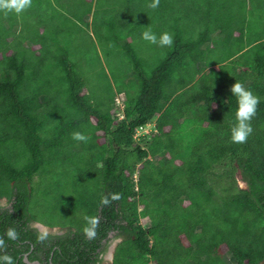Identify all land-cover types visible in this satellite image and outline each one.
I'll use <instances>...</instances> for the list:
<instances>
[{
  "label": "trees",
  "instance_id": "obj_1",
  "mask_svg": "<svg viewBox=\"0 0 264 264\" xmlns=\"http://www.w3.org/2000/svg\"><path fill=\"white\" fill-rule=\"evenodd\" d=\"M150 3L32 0L19 24L0 11V255L15 264H264V0ZM137 17L172 34V46L149 43L144 54L137 36L150 26ZM79 23L106 30L95 34L115 92L103 67L100 95L67 56L60 34ZM35 44L39 54L23 50ZM234 82L259 98L242 144L229 139ZM77 131L86 142L72 139ZM85 216L98 220L94 238Z\"/></svg>",
  "mask_w": 264,
  "mask_h": 264
},
{
  "label": "rangeland",
  "instance_id": "obj_2",
  "mask_svg": "<svg viewBox=\"0 0 264 264\" xmlns=\"http://www.w3.org/2000/svg\"><path fill=\"white\" fill-rule=\"evenodd\" d=\"M62 11H64V10H62ZM116 12H117V10H115V13ZM61 14L62 15L60 16V18H61V20L63 22V21H65L67 19V16H65L66 15L65 13H61ZM6 15L7 14L0 13V20H2V22H7V18H5ZM16 17L19 19L17 21V23L18 24L21 23L22 20H21L20 17H23V15L19 14V15H16ZM115 17H116L115 14L109 15V20H112ZM105 18L106 17L103 16L102 13H98V18L95 21V24L99 25L101 23V21L103 19H105ZM144 19H145L144 17H137L138 28H141V25H142V28H145V29H147L149 26H150L149 29H153V28L156 27V26H154V22L153 23H151V22L147 23L146 21H143ZM112 22H113V20H112ZM79 24L83 28L81 30H79V31H75L72 36L71 35H67V32L60 34V37H59L60 42L62 44H64L67 47L68 50H70V52H68L69 54L67 53V56L70 55V59H72L76 63V65L78 67V70L81 73V75L84 78H87L89 80V86H91V88L93 87V89L95 91H97V93H99L100 95H103V94L107 93L104 90V88L106 87V83L107 82H103V80H104L102 78L103 72L100 71L102 69V67H103L104 70L106 71L107 75H108V81H109L110 85L112 86V88H113V90L115 92L116 88H115V84H114L113 74L109 75V73H108V70L111 69V67H114V64H110L108 62V65H107V62H106L107 59L105 58V56H104L105 53H104V51L102 50V47H101V46H103V43L102 42L100 43V41L97 38V35L95 34V29H97V27L99 28V30H101L104 33H106V30H104V28L102 26H97V27H94V29H93L91 24L88 25V26L84 25V24H81V23H79ZM131 27L132 26H128L127 29H130ZM114 29L116 30V25H114ZM100 34L101 33H99V35ZM137 43H142L143 44L144 48L142 50H144V54H148V53H153L154 52L151 48H149V46H148L149 43L147 41L140 40V42H138V36H137ZM39 46L40 45H34V46H32V48H28L27 46H24L23 50L26 51V52L32 53V50H37L39 48ZM55 47H56L55 44H51L50 51L52 53H55ZM59 50L61 52H63L62 51L63 49L61 47L59 48ZM39 53H40L39 50H37L35 52V54H39ZM108 60L109 61H113L111 57L108 58ZM112 70L113 69H111V71ZM117 70H118V68L116 69L115 74H117L119 72V70H118V72H117ZM127 77H129L128 74L125 76V78H127ZM125 78H123V81H121V84H123ZM122 98H123L122 94H120V93H116L115 94L116 101L118 103H120L119 105L117 104V106L119 108L122 107V105H121ZM116 109L117 108H115V110ZM118 115H120V111L118 112ZM137 131H138L137 132V135H138V134L146 133L147 131L149 132L150 130H149V127H147V128L142 127V128H139ZM134 177H135L134 179H137V175L136 174H134ZM237 179H238V184L240 186H244V183L239 179L238 176H237ZM40 180H42V182H44L43 177H39L38 176L37 179L33 180V184H35L36 186H40L39 185ZM41 185H43V184H41ZM35 200L43 202V196L41 195L40 192H36L35 193ZM43 215H46V214H43ZM43 215H41V214L38 215L39 219L40 218L41 219H45L46 217L43 216ZM76 215L73 217L74 222L78 221V219H79V218H77L75 220ZM57 217H58L57 219H59L60 215L59 216L57 215ZM62 220H63V217H62ZM139 221H140V223L144 224L146 219L143 218V217H140ZM64 222L67 223V219L66 218H64ZM113 246H114V244L112 243L110 245L109 250L106 253V257H105L106 261H109V259H107V257L111 253V247H113Z\"/></svg>",
  "mask_w": 264,
  "mask_h": 264
},
{
  "label": "clouds",
  "instance_id": "obj_3",
  "mask_svg": "<svg viewBox=\"0 0 264 264\" xmlns=\"http://www.w3.org/2000/svg\"><path fill=\"white\" fill-rule=\"evenodd\" d=\"M160 0H151L149 7L152 9L158 8ZM32 0H0V11L21 14L26 9L31 7ZM141 39L147 41L150 44L158 47H171L173 44V36L168 32H162L159 36L151 31V29L145 30L141 34ZM231 96L235 98L236 107L234 112L235 123L229 130V139L232 143L242 144L249 135H251L253 129L251 126V120L256 114L257 105L259 104V98L246 89L240 82H234L230 87ZM148 132V131H147ZM137 135V134H136ZM72 139L75 141L86 142L88 137L81 132H73ZM111 199H119L118 193H113ZM102 204L110 203L109 198L105 197L101 199ZM85 226L83 233L88 238H94L96 235V227L98 220L95 217L85 216ZM36 225V224H35ZM57 229V227H55ZM7 240H15L18 237V233L15 228H8L4 234ZM42 235L40 239H43ZM6 247L4 237H0V250ZM110 259V258H109ZM0 264H15L14 257L3 254L0 255Z\"/></svg>",
  "mask_w": 264,
  "mask_h": 264
},
{
  "label": "water",
  "instance_id": "obj_4",
  "mask_svg": "<svg viewBox=\"0 0 264 264\" xmlns=\"http://www.w3.org/2000/svg\"><path fill=\"white\" fill-rule=\"evenodd\" d=\"M36 226L40 229V230H43V231H47V230H56V228L55 227H53V228H48V227H46L45 225H43V224H41V223H36ZM109 256H111V253L109 254ZM24 261L26 262V263H29V264H40V262L39 261H28V259H27V256H25L24 257Z\"/></svg>",
  "mask_w": 264,
  "mask_h": 264
},
{
  "label": "crops",
  "instance_id": "obj_5",
  "mask_svg": "<svg viewBox=\"0 0 264 264\" xmlns=\"http://www.w3.org/2000/svg\"><path fill=\"white\" fill-rule=\"evenodd\" d=\"M262 37H264V35H262V36H258L257 38V40H256V42H258V41H262ZM36 45V44H35ZM34 46V45H33ZM120 94H122L121 92H120ZM122 96H123V94H122ZM147 127H149V129L152 127V125L151 124H147L146 126H145V128H147ZM138 132V131H137ZM114 244V243H113ZM221 251H224L225 249H226V247H225V245H222L221 246ZM113 253V247H111V256H108V257H110V259L112 258V254Z\"/></svg>",
  "mask_w": 264,
  "mask_h": 264
},
{
  "label": "flooded vegetation",
  "instance_id": "obj_6",
  "mask_svg": "<svg viewBox=\"0 0 264 264\" xmlns=\"http://www.w3.org/2000/svg\"><path fill=\"white\" fill-rule=\"evenodd\" d=\"M113 248H114V246H113ZM105 257H106V254H105V256H104V259H105ZM107 259H109V257H107ZM110 260V259H109Z\"/></svg>",
  "mask_w": 264,
  "mask_h": 264
}]
</instances>
